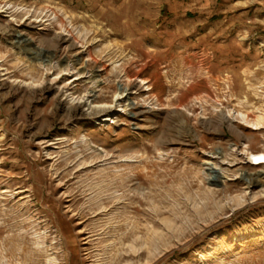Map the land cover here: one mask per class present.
<instances>
[{"label": "rangeland", "instance_id": "rangeland-1", "mask_svg": "<svg viewBox=\"0 0 264 264\" xmlns=\"http://www.w3.org/2000/svg\"><path fill=\"white\" fill-rule=\"evenodd\" d=\"M259 152L264 0H0V264H264Z\"/></svg>", "mask_w": 264, "mask_h": 264}, {"label": "bare ground", "instance_id": "bare-ground-1", "mask_svg": "<svg viewBox=\"0 0 264 264\" xmlns=\"http://www.w3.org/2000/svg\"><path fill=\"white\" fill-rule=\"evenodd\" d=\"M250 159L254 164H264V152L253 153L250 155Z\"/></svg>", "mask_w": 264, "mask_h": 264}]
</instances>
